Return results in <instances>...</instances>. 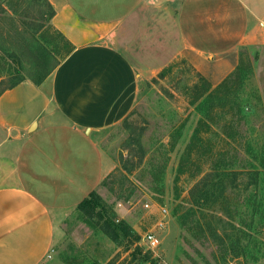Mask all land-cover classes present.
I'll return each mask as SVG.
<instances>
[{"label":"rangeland","instance_id":"obj_1","mask_svg":"<svg viewBox=\"0 0 264 264\" xmlns=\"http://www.w3.org/2000/svg\"><path fill=\"white\" fill-rule=\"evenodd\" d=\"M47 4L0 0V92L36 81L71 51ZM245 42L233 53L176 54L139 78L121 122L94 135L104 160L97 210L138 235L143 264H264V41ZM4 150L12 155V143ZM10 160L0 156V185L12 183ZM99 223L76 208L61 212L49 264H137ZM148 232L157 247L143 241Z\"/></svg>","mask_w":264,"mask_h":264},{"label":"crops","instance_id":"obj_2","mask_svg":"<svg viewBox=\"0 0 264 264\" xmlns=\"http://www.w3.org/2000/svg\"><path fill=\"white\" fill-rule=\"evenodd\" d=\"M47 1L50 25L72 49L41 84L0 94V156L11 158L12 176L0 185V264L50 263L54 218L102 180L94 135L128 115L140 77L184 50L233 53L236 42L264 41V0Z\"/></svg>","mask_w":264,"mask_h":264},{"label":"trees","instance_id":"obj_3","mask_svg":"<svg viewBox=\"0 0 264 264\" xmlns=\"http://www.w3.org/2000/svg\"><path fill=\"white\" fill-rule=\"evenodd\" d=\"M47 1V0H46ZM48 8H50V19L54 16V10L52 6L47 1ZM45 61V58L43 59ZM58 65V64H57ZM56 65V66H57ZM42 64H39L38 68L41 71L42 70ZM55 66V67H56ZM55 67L47 72L45 74H39L36 81L32 80L31 82L34 85H39L43 79L48 77ZM22 79L15 80L9 87L3 89L2 92H4L7 89H10L17 84L21 83ZM207 176L204 177L194 188L192 189V194L194 196L195 192L204 185V183L207 180ZM209 182V181H207ZM207 182L205 184H207ZM206 186V185H205ZM202 188V187H201ZM201 192V189L199 190ZM100 202V197L97 195L95 191H92L88 194V196L82 200L77 206L76 209L83 214L85 217L88 218H97L102 223L100 224V230L102 231L103 235L109 239L111 242L117 245H124L125 248L130 249V254L132 256V260L137 262V264H143V263H149L150 258L146 256V254H142V251L140 247L137 245V242L139 240L138 235L133 232L132 228L126 224L125 221L120 220L116 221L114 217H106L102 213L98 212L97 210V204ZM198 203V201H196Z\"/></svg>","mask_w":264,"mask_h":264},{"label":"built area","instance_id":"obj_4","mask_svg":"<svg viewBox=\"0 0 264 264\" xmlns=\"http://www.w3.org/2000/svg\"><path fill=\"white\" fill-rule=\"evenodd\" d=\"M143 241H145L150 248L157 247L159 245V240L155 237L154 234L148 232L143 236Z\"/></svg>","mask_w":264,"mask_h":264}]
</instances>
